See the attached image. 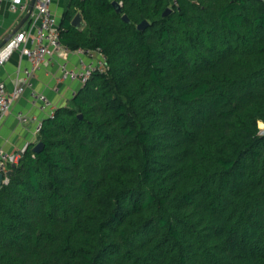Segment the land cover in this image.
<instances>
[{
    "label": "trees",
    "instance_id": "1",
    "mask_svg": "<svg viewBox=\"0 0 264 264\" xmlns=\"http://www.w3.org/2000/svg\"><path fill=\"white\" fill-rule=\"evenodd\" d=\"M61 43L107 67L10 166L0 264H264V0H68Z\"/></svg>",
    "mask_w": 264,
    "mask_h": 264
},
{
    "label": "built area",
    "instance_id": "2",
    "mask_svg": "<svg viewBox=\"0 0 264 264\" xmlns=\"http://www.w3.org/2000/svg\"><path fill=\"white\" fill-rule=\"evenodd\" d=\"M6 0H0V10ZM28 2H12L10 9L19 15L25 16L28 11ZM54 0H35L34 10L29 20L22 26L10 40L0 49V68L9 62L15 52L27 58L30 67L24 69L17 77L14 89L8 91L4 83H0V123L11 111L13 104L29 93L34 105L40 111H47L48 118L54 116L56 107L45 95L38 92L34 87L36 73L53 57H61L64 60L59 65L58 82H78L85 85L95 72H104L107 67V57L101 49L73 51L80 55L78 67L70 68L65 57L69 51L61 43V24L54 11ZM59 92V89H55ZM18 119L21 123L37 121L35 134L39 135L43 122L36 118L20 113ZM260 135H264V123L259 125ZM29 145H26L18 154H7L0 151V174L4 175L3 184L9 180L7 172L11 165H15L22 158Z\"/></svg>",
    "mask_w": 264,
    "mask_h": 264
},
{
    "label": "crops",
    "instance_id": "3",
    "mask_svg": "<svg viewBox=\"0 0 264 264\" xmlns=\"http://www.w3.org/2000/svg\"><path fill=\"white\" fill-rule=\"evenodd\" d=\"M14 1L30 2V0H6L3 3L0 10V42L7 33L15 29L24 17L10 9V5ZM61 5H63L62 0H54L53 7L57 17L62 11L60 9ZM58 20L61 24V18H58ZM65 59L70 68L76 69L79 64L80 55L69 50ZM63 60L61 57L51 58L36 73L34 79L35 89L45 94L56 108L66 106L74 96V93L82 87L78 82H58V76L60 74L59 65ZM30 66L27 58L22 57L19 52H15L9 62L0 68V83H4L8 91H12L17 77L24 69ZM56 88L59 89V92L55 91ZM20 113L36 118L42 122L49 115L47 111H40L38 106L33 104L28 92L16 100L11 111L0 123V151L10 155L18 154L26 145H32L38 142V135L35 134L37 121L21 123L18 119Z\"/></svg>",
    "mask_w": 264,
    "mask_h": 264
},
{
    "label": "water",
    "instance_id": "4",
    "mask_svg": "<svg viewBox=\"0 0 264 264\" xmlns=\"http://www.w3.org/2000/svg\"><path fill=\"white\" fill-rule=\"evenodd\" d=\"M34 4H35V0H30L29 5H28V11L25 14V16L22 18V20L20 21V23L15 27V29H13L12 31H10L9 33H7L3 39L0 42V49L10 40V38L22 27L26 24V22L29 20L31 14L33 13L34 10ZM113 6L116 8L117 12L120 13L121 12V5L117 2H113L112 3ZM169 12H171V9H167L166 12L164 13V15H167ZM123 20L125 22H130L129 18L127 15H124ZM71 26L79 31H83L86 26L87 23L84 19V16L82 14V12H78L74 18L71 21ZM149 26L148 21H143L142 23H140L138 25V29L141 31H144L147 27ZM44 148V143L42 142H38L34 147H33V152L38 154L40 153ZM7 176L8 178H11L13 176V171L9 170L7 172ZM3 179H4V175L0 174V187L3 184Z\"/></svg>",
    "mask_w": 264,
    "mask_h": 264
},
{
    "label": "rangeland",
    "instance_id": "5",
    "mask_svg": "<svg viewBox=\"0 0 264 264\" xmlns=\"http://www.w3.org/2000/svg\"><path fill=\"white\" fill-rule=\"evenodd\" d=\"M62 4L63 5H61L60 6V9L62 10L59 14H58V18L60 19H62V17H63V13H64V11L66 10V8H67V5H68V0H62Z\"/></svg>",
    "mask_w": 264,
    "mask_h": 264
}]
</instances>
